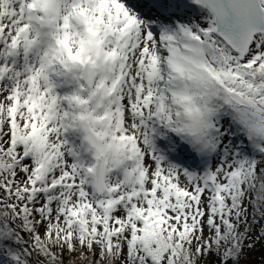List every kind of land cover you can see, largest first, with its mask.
I'll list each match as a JSON object with an SVG mask.
<instances>
[{
	"label": "snow or ice",
	"instance_id": "snow-or-ice-1",
	"mask_svg": "<svg viewBox=\"0 0 264 264\" xmlns=\"http://www.w3.org/2000/svg\"><path fill=\"white\" fill-rule=\"evenodd\" d=\"M0 264H264V0H0Z\"/></svg>",
	"mask_w": 264,
	"mask_h": 264
},
{
	"label": "trees",
	"instance_id": "trees-1",
	"mask_svg": "<svg viewBox=\"0 0 264 264\" xmlns=\"http://www.w3.org/2000/svg\"><path fill=\"white\" fill-rule=\"evenodd\" d=\"M256 253H257L256 256L260 259V256H261V250H260L259 246H257V251H256Z\"/></svg>",
	"mask_w": 264,
	"mask_h": 264
},
{
	"label": "rangeland",
	"instance_id": "rangeland-1",
	"mask_svg": "<svg viewBox=\"0 0 264 264\" xmlns=\"http://www.w3.org/2000/svg\"><path fill=\"white\" fill-rule=\"evenodd\" d=\"M256 255H257V253L255 252V253H254V258H255V260H256L257 262H259L260 259H259Z\"/></svg>",
	"mask_w": 264,
	"mask_h": 264
}]
</instances>
